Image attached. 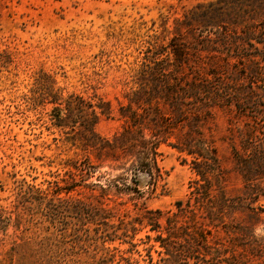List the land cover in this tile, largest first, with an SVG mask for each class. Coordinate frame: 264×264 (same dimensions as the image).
I'll list each match as a JSON object with an SVG mask.
<instances>
[{
	"label": "rangeland",
	"instance_id": "1",
	"mask_svg": "<svg viewBox=\"0 0 264 264\" xmlns=\"http://www.w3.org/2000/svg\"><path fill=\"white\" fill-rule=\"evenodd\" d=\"M224 32H236L237 41L264 39V0H0V264H52L61 251L65 261L75 264H150L147 250L152 263L164 255L158 254L163 248L155 240L160 231L133 219L146 210L175 212V202L189 198L200 179L194 156L175 146L177 129L160 138L153 175L136 176L142 196L128 197L132 192L126 190L115 198L111 191L112 198L104 201L117 216L127 214L135 234L129 230L128 236L96 241L107 229L92 216L77 220L80 210L59 205L58 199L48 210L69 214L71 224L50 223L45 216L39 229L34 222L40 214L34 210L31 217L17 198L36 189L51 198L56 185L72 188L73 198H85L87 184L104 186L114 177L120 187L132 184L128 166H114L101 146L123 133L130 102L147 101L132 95L142 62L148 59L153 73L160 67L173 70L175 48L183 56L177 74L184 80L200 82L214 68L246 72L249 61L239 64L232 58L226 64L211 51ZM257 86L264 92L263 82ZM240 125L222 108L199 124L222 171L223 179L214 187L224 186L230 197L245 196L234 161ZM85 157L96 169L83 176L72 164ZM64 190L58 196L64 198ZM243 201L220 218L223 226L217 221L218 227H207L212 230L208 243L222 264H264V198ZM117 216L111 223L118 224ZM160 223L164 226L165 220ZM109 251L113 257L105 256Z\"/></svg>",
	"mask_w": 264,
	"mask_h": 264
},
{
	"label": "trees",
	"instance_id": "2",
	"mask_svg": "<svg viewBox=\"0 0 264 264\" xmlns=\"http://www.w3.org/2000/svg\"><path fill=\"white\" fill-rule=\"evenodd\" d=\"M180 21L177 19L175 23L179 24ZM223 34V37H218L219 41L214 42L212 47L215 48L211 51L216 52L226 64L234 58L239 64H244V60L249 61L251 67L241 74L238 73L240 71L230 73L226 69L214 68L210 72L211 77L196 82V80H184L183 75L181 77L177 74V69L183 68L184 63L182 54H177L180 49L172 48L174 55L178 57L175 70L157 67L158 69L153 73L148 59L142 62L133 78L137 88L132 91V95L148 97L147 101L130 102L123 133L116 135L112 141L103 140L101 146L104 149L103 153L112 160L114 166L120 165L122 168L128 166L132 184L124 183L123 187H120L117 177L109 179L104 186L97 183L87 184L89 195L85 198H73L69 194L72 188L58 185L52 188L51 198H47V193L39 189L24 192L20 198H17V203L24 211H28L31 217L35 215V211L40 214L38 220L34 222L37 228H41L45 216L50 223L60 222L65 226L71 224L67 219L69 214L48 210V205L58 199L59 205L80 210V217L74 216L77 220L81 221V217L92 216L96 223L107 229L96 235V241L98 239L111 241L120 236H128L129 230L135 234L137 228L133 221L125 220L127 214L117 216L114 207H106L104 201L106 198H112L111 191L116 193L115 198L122 196L126 190L132 192L128 197L142 196L136 176L139 172H144L149 177L153 175V169H158L155 155L160 138L163 134H170L177 129L179 136L175 146L179 151L194 156L193 163L196 165L194 168L200 179L194 181L189 198L175 202L177 207L175 212L146 210L144 214L133 220H137L141 225H150V230L160 231L156 234L155 240L159 241L163 248L158 254L164 255H160L158 260L152 263L151 253L147 250L150 264H191V260L193 264L223 263L216 248L208 243L207 238L212 230L207 227H218L219 222L223 226L220 218L236 204L244 202V199L256 201L258 198H264V92L257 88L258 81L264 84V49L259 50L255 45L256 43L264 48V39L242 38L237 41L236 32L228 36L227 32ZM235 66L239 69L237 65ZM155 88L157 91L155 90L153 95L152 91ZM132 103L135 104V109H132ZM216 108L225 110L233 123H241L235 130L238 147L236 145L234 147V161L243 178L244 197L240 195L230 197L226 195L224 186L214 187L215 182L222 181V171L217 166L216 151L206 142L199 124L209 119ZM185 126L189 129L183 132ZM147 132L150 134L149 137ZM91 134L93 131L90 132ZM72 165L76 172L83 176L87 171L96 169V165L89 157L80 161L74 160ZM72 175L74 177L77 173ZM73 177L72 183H75ZM62 190L66 193L64 198L58 196ZM94 201L97 203L94 204ZM252 209L256 212V207ZM257 209L262 208L257 207ZM116 216L119 220L118 224L111 223ZM161 218L165 220L164 226L160 223ZM75 230L77 231L76 228ZM119 231L121 234L118 233ZM161 231H164L165 235H162ZM82 232L88 234L86 229ZM147 238L150 239V236L147 235ZM61 252L53 255V259L57 256V260L52 264H75L71 260L65 261L64 253ZM109 254L111 257L114 256L110 251L105 256ZM206 254L211 255L210 259H206ZM119 258L125 259L122 253L119 254Z\"/></svg>",
	"mask_w": 264,
	"mask_h": 264
}]
</instances>
